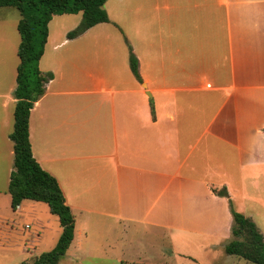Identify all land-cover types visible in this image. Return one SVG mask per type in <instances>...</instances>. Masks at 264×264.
Masks as SVG:
<instances>
[{
  "label": "crops",
  "instance_id": "crops-1",
  "mask_svg": "<svg viewBox=\"0 0 264 264\" xmlns=\"http://www.w3.org/2000/svg\"><path fill=\"white\" fill-rule=\"evenodd\" d=\"M103 7L109 21L73 39L81 13L51 18L39 70L52 79L29 114L32 156L74 216L69 248L75 228L86 251L87 228H186L229 201L264 236V0ZM13 92L0 88L7 162ZM24 201L16 211L40 203ZM232 224L222 225V251Z\"/></svg>",
  "mask_w": 264,
  "mask_h": 264
},
{
  "label": "rangeland",
  "instance_id": "rangeland-1",
  "mask_svg": "<svg viewBox=\"0 0 264 264\" xmlns=\"http://www.w3.org/2000/svg\"><path fill=\"white\" fill-rule=\"evenodd\" d=\"M18 20L15 9L0 8L1 89L12 85L15 90L16 86ZM10 117L12 132L13 118ZM5 153L0 143V264H32L35 257L54 248L61 227L44 203H34L36 209L24 206L20 212L12 211L4 194L8 193L7 169L13 170V159L3 160ZM226 196L219 197L228 198V193ZM24 204H33V201L27 200ZM228 208L225 213L215 209L205 211L204 218H189L186 228H87L84 245L88 243L90 251L81 247L79 228H75L77 241L58 264H250L226 255L218 246L224 237L223 223L231 221ZM229 240H233L232 235ZM117 251L122 256L120 263L111 259Z\"/></svg>",
  "mask_w": 264,
  "mask_h": 264
},
{
  "label": "trees",
  "instance_id": "trees-1",
  "mask_svg": "<svg viewBox=\"0 0 264 264\" xmlns=\"http://www.w3.org/2000/svg\"><path fill=\"white\" fill-rule=\"evenodd\" d=\"M107 0H0V8H13L19 14L16 26L20 36L17 47L16 100L13 111V130L9 134L13 150V170L9 175L8 194L10 208L16 211L23 200L47 205L55 215L61 234L52 250L35 257L32 264H58L74 239V216L66 205L61 189L54 177L45 172L32 156L29 142V114L34 104L44 95L51 73L39 70L48 33V23L55 15L82 14L79 25L67 33L73 39L89 28L108 22L104 4ZM129 49V65L133 75L140 80L138 62ZM217 196L227 197L225 189L213 190ZM232 216L233 240L224 247L226 255L235 256L250 264H264V236L254 222L234 210Z\"/></svg>",
  "mask_w": 264,
  "mask_h": 264
}]
</instances>
